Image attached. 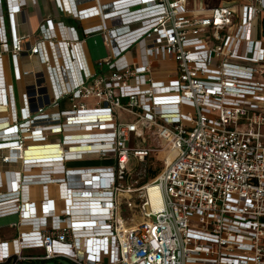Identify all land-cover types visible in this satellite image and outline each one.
Here are the masks:
<instances>
[{"label":"built area","instance_id":"1","mask_svg":"<svg viewBox=\"0 0 264 264\" xmlns=\"http://www.w3.org/2000/svg\"><path fill=\"white\" fill-rule=\"evenodd\" d=\"M69 1L78 14L68 1L57 3L72 24L48 19L38 37L31 26L25 36L16 31L28 0H5V11L0 0V108L10 109L5 130L16 136L0 147L26 152L38 137L64 150L41 158V174L32 176H62L57 203L41 202L38 227L28 222L36 200L20 194L24 170L4 172L0 216L18 214L21 224L16 238L0 241V263L264 264V0L238 9L190 8L187 0ZM98 34L111 53L93 62L87 39ZM14 81L22 88L19 109ZM121 111L133 119L121 120ZM102 113L110 118L95 122L101 145L73 150L67 136L85 130L68 127L92 126L78 117ZM145 137L155 143L142 146ZM154 152H165L164 167L139 184L130 160L143 163ZM21 159L8 150L0 156L11 167ZM150 185L161 191L159 210Z\"/></svg>","mask_w":264,"mask_h":264},{"label":"crops","instance_id":"2","mask_svg":"<svg viewBox=\"0 0 264 264\" xmlns=\"http://www.w3.org/2000/svg\"><path fill=\"white\" fill-rule=\"evenodd\" d=\"M60 1V2H59ZM57 0V2L64 4V0ZM68 1V2H67ZM106 1V0H105ZM109 1V0H108ZM247 0H241V2H239V4L235 5V4H231V3H217V4H208L206 0H200L199 2H195L192 3L190 0H187L188 5L190 8H197L198 6H204V7H216V6H221L223 4H229L234 6L235 9H238L241 3L246 2ZM55 0H37L36 3H33L31 0H28V4L25 7L22 13H19L17 15V25H16V31L22 35L25 36L28 34L29 32V26H31V28L38 34V37H41V34L39 33V26L47 21L48 19H52L53 22H62L63 24H67L65 23V21L63 20V18H66L65 15L60 11L58 3ZM67 4L65 7L69 8L72 12H75L76 14H78V10L74 9V3L72 1L66 0ZM107 2V1H106ZM3 5H4V11L6 10V5H5V0H3ZM258 26H259V33L264 37V14H261L260 17L258 18ZM6 27H7V32H8V37L10 38V25H9V21L6 18ZM24 46L27 47L28 46V42L25 39L24 40ZM3 87V86H2ZM1 94H3V91H0ZM10 95L12 96L13 99H15L16 104H17V108L19 109L20 107H22L23 105V98H22V88L19 84V82L14 81L13 82V90H11ZM3 107L0 108V112L4 111L8 113H0V123H6L8 122L10 119L7 117L9 115V108L6 107V105H2ZM14 108V107H13ZM18 111V110H17ZM8 127V124H6L5 126H3L2 128H0V141L2 140H10L11 138H16V136L11 135L10 132L6 131L5 128ZM4 129V130H3ZM38 132V131H36ZM22 134V136H31L30 131L26 132H22L20 133ZM55 138V136H53ZM53 137H51V141L53 140ZM57 137V136H56ZM29 148L27 149L28 152H24V148H26L27 146H25L23 148V146H16V149H11L10 147H8V149L5 147H0V156L3 153V150H8L9 152H11V154H14V158H18V155L21 154L22 159H21V164L19 165L18 162L14 164L13 167L3 164L0 161V192L4 193L5 192V182H7V179L5 177V171L8 170H20L19 168L21 167L22 163H23V158L24 157H28L31 158L29 163H33V164H29L30 166H34L36 168H32L31 171L26 172V176L27 178L23 177L21 178V181H18L19 184L24 185L22 189H20V194L22 193V201L24 202H29V201H33L36 200L37 202V206H38V210L36 209V213L35 214V218L33 219H29L28 222H30V225H34L36 227H38V223L40 221V216H41V202L42 200H50L53 199L52 202H56L58 201V197H57V189L56 187H58V182L62 181L59 180L60 178H62L61 175H57V174H53L50 177V180H43V178L40 176L36 179H34V177H31V174H33V176H35V174H41V169H42V164H41V160L38 159V156H41V153H43L41 150L46 149L47 145H43V142H39L36 143L34 141V139L30 140L29 143ZM57 148V146H54ZM21 149V150H20ZM21 151V152H19ZM44 152H46L44 150ZM35 159V160H33ZM32 161V162H31ZM72 162H82L83 161H71L69 163ZM109 160H103L100 163H109ZM17 169H14V168ZM23 167V165H22ZM10 173V171H9ZM25 173V172H24ZM16 176V175H14ZM19 176H17L16 178H18ZM32 179V182L30 181ZM45 179H47V177H45ZM24 180V181H23ZM23 181V183H22ZM17 186V184H16ZM3 195V194H2ZM15 196H18L19 194H14ZM9 216H17V219L12 222L11 224L7 225V226H0V241H9L12 240L14 238L17 237L18 235V227L21 224V220L18 214H12V215H5V216H0V218H4V217H9ZM40 224V223H39ZM30 253L33 254H41L43 253V251L41 249H33L31 251H29ZM8 264V263H7Z\"/></svg>","mask_w":264,"mask_h":264},{"label":"rangeland","instance_id":"3","mask_svg":"<svg viewBox=\"0 0 264 264\" xmlns=\"http://www.w3.org/2000/svg\"><path fill=\"white\" fill-rule=\"evenodd\" d=\"M192 3L195 2H199L200 0H190ZM208 4H217V3H231V4H239V2H241V0H206ZM63 20L65 21V23H67V25L72 24L71 22H69V19L67 18H63ZM87 46H88V51L90 54V59L93 62H98L100 60H103L105 58H107L110 55V48L105 44L103 38L101 35H94L90 38L87 39ZM70 74H72L70 72ZM85 101L89 102V103H93L96 101V98L94 97H90L85 99ZM70 101L69 99L65 100L64 105H66V107L63 108H67V106L70 105ZM120 118L123 121H129L131 119H133V116L128 114L127 112H120ZM35 124H32V127H34ZM68 129H83V126L80 127H68ZM79 132V131H78ZM75 133V132H74ZM34 139V141L36 143H39V138L38 137H34L32 138ZM54 140V137H53ZM141 140V139H140ZM142 146H148L152 143H155V141L153 140V138H149V137H145L142 140ZM67 142V141H66ZM130 146H135L136 145V139L135 137H133L131 139V142L128 144ZM165 152H154L151 153L148 158L146 159L145 162L143 163H138V161L135 158H131L130 163H129V167L132 169V176L134 178H136L137 180H139V184H146L148 182H150L152 179H154L156 176H154V173L157 172V174H159V172H161V170L164 167V163H163V158H164ZM93 163V162H92ZM84 163H79V165H83ZM90 164V163H88ZM69 167V165H67ZM32 168H36L34 166H30V165H25V167H21L19 168L20 171L24 170L23 173L25 172H29L32 170ZM156 174V175H157ZM33 176V174H31V177ZM35 176H37V174H35ZM125 212V211H124ZM138 215V214H137ZM125 216H129L130 217V213H125ZM17 219V216H9V217H4V218H0V226H7L9 224H11L12 222H14ZM136 220L139 219V215L136 216L135 218ZM0 264H7V263H0ZM21 264H76L68 259H51V260H40V261H25L22 262Z\"/></svg>","mask_w":264,"mask_h":264},{"label":"bare ground","instance_id":"4","mask_svg":"<svg viewBox=\"0 0 264 264\" xmlns=\"http://www.w3.org/2000/svg\"><path fill=\"white\" fill-rule=\"evenodd\" d=\"M74 66L75 65H72L71 68H69L70 70L73 71V72L70 71L72 74L73 73L76 74V68ZM78 118L82 121H84V120L87 121L88 124H91L92 126L87 127L84 124V125H82L83 129H77V130H85V131H79V132L77 131V133L73 132L67 136L68 143L70 144L72 149L81 151V150H87L89 148H92L94 144H95V146L101 145L100 140H101L102 134H100V132L97 133V131L95 130V128H99V125H95L96 124L95 122H97V121H104L105 122L110 118V115L106 114V113L89 114V115L79 116ZM6 124H8V123L7 122L6 123H0V128L5 126ZM46 145H47V148L41 150L43 153H41V156H38L39 157L38 159H40L41 161H42L41 158L48 159V158L59 157L61 155L60 152L64 151L62 146H61L62 149L59 146H57V148H56V147H54L56 145L50 144L49 142H47ZM16 148H17L16 146L14 148H12V146H11V149H16ZM44 150L46 152H44ZM26 152H28V151H26ZM25 158L26 157L23 158V163H22L23 167H25V162H24ZM172 158H173V153L169 154L167 157L168 161H170ZM26 159L29 162L31 158L27 157ZM33 160H35V159H33ZM71 161H82V160H71ZM71 161H69V162H71ZM45 163H47V165L51 164L49 162H45ZM29 164L31 165L33 163H28V165ZM41 164L43 165V162H41ZM149 197H150L152 206L155 210H159L162 208V204H163L162 194H161L160 189L157 186L150 185Z\"/></svg>","mask_w":264,"mask_h":264},{"label":"trees","instance_id":"5","mask_svg":"<svg viewBox=\"0 0 264 264\" xmlns=\"http://www.w3.org/2000/svg\"><path fill=\"white\" fill-rule=\"evenodd\" d=\"M156 174H157V172H156V173H154V176H156Z\"/></svg>","mask_w":264,"mask_h":264}]
</instances>
